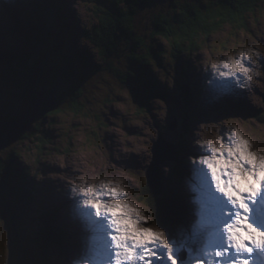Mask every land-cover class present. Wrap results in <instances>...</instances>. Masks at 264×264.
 Here are the masks:
<instances>
[{
    "label": "rangeland",
    "instance_id": "1",
    "mask_svg": "<svg viewBox=\"0 0 264 264\" xmlns=\"http://www.w3.org/2000/svg\"><path fill=\"white\" fill-rule=\"evenodd\" d=\"M110 1L0 0V160L9 165L11 153L16 151L19 168L29 169L23 188L39 189L36 196L39 200H35L34 206L24 202L22 209L15 206L4 189L0 190V201L3 202L0 204V264H70L80 254L83 242L75 246L68 240L70 225L63 223L66 219L62 216L67 214L69 222L76 221L73 216L76 200L69 199L67 189L78 175H123L132 189V198L147 204L153 198V204L148 206L155 208V202L161 197L167 199L164 195L172 197V202L190 210L187 220L191 225L194 206L190 203L192 194L185 182L191 179L188 157L200 154L193 147V140L199 139L194 136L198 126L201 123L219 124L223 135L224 122L238 120L258 146H264V76L257 78L258 83L251 91L240 92L230 81L217 79L210 70H203L210 57L222 56L253 41L264 44V0H249L251 6L244 11L241 23L227 19V23H218L217 31L212 30L209 36L200 35L194 52L185 44L186 51L183 48L177 63L170 42L158 34L161 29L155 18L167 13H170L169 18L180 17L187 3L204 9L210 5L214 8L213 4L220 0H153L150 7L138 11L135 17L136 37L143 39L145 44L121 38L113 44L118 49L115 53L109 51L112 43L108 42V47L104 44L98 47L90 38L94 28L101 26L99 9ZM230 9H234L233 6ZM69 11L73 19L71 29L65 23ZM210 24L216 29L215 22ZM172 26L179 32L178 24ZM81 41H87V44ZM149 46L161 54V60H151L147 68L133 59V55H146ZM27 56L51 57V67H55L60 80L58 85L36 91L34 95L44 92L49 96L50 102L37 112L50 118L34 121L30 130L13 143V137L21 131L12 128L11 124L26 117L31 104L28 98L33 101L34 97L19 88L14 73L7 76L4 71L16 60ZM260 63L264 65V59ZM147 79L154 88L146 89L144 81ZM70 81L84 83L80 103L76 104L79 105L77 112L70 105L62 106L60 101V95L73 85ZM225 88H231L234 93L219 100L212 98L213 91ZM54 89L56 95L53 98ZM57 106V111L47 112ZM13 117L21 120L14 121ZM37 124L36 139L26 141L24 136L35 133L31 129ZM152 133L156 134V139ZM177 143L183 144L189 153H183L182 146L180 149ZM125 147L139 150L124 152ZM162 147H166L167 152L174 149V159L164 155L158 157L153 152L154 149L159 152ZM155 161H160L158 168L153 166ZM165 167L170 169L168 173H165ZM181 169L185 174L182 172L183 176H177ZM149 170L155 173L152 175ZM156 179L160 183L153 182ZM151 186L155 188L154 194L150 191ZM72 203L70 211L68 206ZM37 207L43 214L34 213ZM164 212L161 216L156 214L157 222H162L160 226L167 231L169 243H174L178 233L188 230L190 225L186 227L180 220L177 225L169 226ZM32 213L35 214L33 217ZM45 213L53 216L58 227L40 223ZM255 213L251 220L264 225V217ZM54 235L56 245L51 243ZM186 255L181 251L177 259L182 263ZM254 255L257 264L259 254ZM157 264L163 262L157 261Z\"/></svg>",
    "mask_w": 264,
    "mask_h": 264
},
{
    "label": "clouds",
    "instance_id": "2",
    "mask_svg": "<svg viewBox=\"0 0 264 264\" xmlns=\"http://www.w3.org/2000/svg\"><path fill=\"white\" fill-rule=\"evenodd\" d=\"M261 59L264 44L253 41L210 57L203 70L246 92L264 76ZM220 133L216 123H201L194 131L199 139L193 140V147L200 154L188 157L191 179L185 182L194 220L174 243H169L154 209L130 196L125 176H76L67 190L69 199L76 200L74 210L86 238L70 264H181V251L187 253L182 264H255L254 252L264 256V225L251 220V206L264 199V146H258L238 120L224 122ZM152 136L156 139L155 133Z\"/></svg>",
    "mask_w": 264,
    "mask_h": 264
},
{
    "label": "trees",
    "instance_id": "3",
    "mask_svg": "<svg viewBox=\"0 0 264 264\" xmlns=\"http://www.w3.org/2000/svg\"><path fill=\"white\" fill-rule=\"evenodd\" d=\"M152 2L153 0H111L108 5H105L103 6L104 8L99 9L98 16L101 26L98 29L94 28V35L93 37H90L93 40V43L98 47L102 46L103 44L105 47H108V42L112 43V46L109 44V48L111 47V50L109 49V51L111 53H115V51L118 50L117 45L113 46V44L117 43V40L121 38H127V40L131 42L144 45L145 43L143 42V39H138L136 37L138 33L136 26L134 25L135 17L137 16L138 11L150 7ZM245 3H247V5ZM213 5L214 8L211 7L212 5H210L209 7H205L204 9L196 6L195 4L187 3L184 4V11H181L180 17L175 15L173 18H169L170 13H167L168 15H160L155 18L156 21L158 20L156 24L157 27L159 28V30L161 29L158 34H160L161 37L170 42L173 49L172 56L175 62L176 60H179L181 53L186 47L185 44H188V49L194 52V49L197 48L198 39L201 38L200 35H202V37L204 34H206V36H209L212 33V30L217 31L220 26L217 25L218 23L223 24L227 21V19L233 20L234 23L237 24L241 23L244 11H247L246 9L251 6L249 0H220L219 3ZM232 6L234 9L231 10L230 8ZM211 22L216 23V26H214L216 29L211 28ZM173 23L179 25V32L173 30ZM189 28L192 31L189 30ZM133 57V59L137 60L140 65L147 68L150 67L149 63L151 60H161V54L157 53L154 48H151V46H149L146 55H133ZM51 59L52 58L49 56H44L43 58L42 56H27L24 58H20L16 60L14 64H12V66L8 67V69L5 70L4 73L7 76H10L14 73L13 77L16 78V84L19 86V88L21 90H27L28 94L30 93L29 95L31 97H34L36 91L46 89L53 85H58L60 76L56 75V71L54 69L55 67H51L53 62V60ZM71 62L74 63V59L71 58ZM179 82L180 78L177 80V83ZM144 83L147 86V90L148 87H155V85L152 84L149 79H147V81H144ZM83 84L84 83L82 82L76 84L73 83V85L68 88V91L64 95L61 94V105H70L75 112L79 111V105L76 104L80 103L79 100L82 96V91L84 88ZM180 89L181 91L183 90L182 87H180ZM148 97L150 98L151 94H148ZM29 100L30 99L28 98V102L30 103L31 101ZM143 105L146 106V103H143ZM59 112L60 110L55 114H58ZM49 118L50 116H45L40 120H47ZM13 119L14 121L21 120V118L14 117ZM31 131H34L35 133L25 135L24 139L26 141H34L36 139L37 135L35 134L39 132V125H35L33 130L31 129ZM21 138L22 137H20V139ZM17 156V152L12 151L11 158L9 159L11 163L9 165L8 163L4 162V160H0V190L4 189L6 195L9 196L10 199L12 198V201L15 202V206H18L22 209L24 202H29L30 206L31 204L32 206H34L35 200H37L38 197L37 192L39 189L32 187L29 188V190H25L23 188L25 179L29 174V169L22 168L21 166L19 168L18 165L20 164L18 163ZM179 160L182 161L181 158H179ZM181 164L183 165V163ZM182 172L185 174L184 170L181 169L180 173L177 176H183L184 174H182ZM150 191L153 193L151 188ZM23 195L25 197H23ZM164 196H166L167 199L161 197V202H157L158 209L156 208V202L155 208L154 205H152V208L154 209L156 214H159L161 216L165 209L166 212H164V218L165 215H167L165 218V222L169 224V226L177 225L180 220H183L186 224V227H188L187 218L189 217V214L187 210H185L182 205V208L184 209L183 211L179 203L172 202V197H169L167 195ZM153 202L154 199L151 198L148 205L153 204ZM0 204H3V202L0 201ZM42 212L43 211L40 209V207H37V211H34L36 215H41L43 214ZM34 213H32V217L33 215H35ZM44 215H46V213ZM40 223H44L46 225L53 224L54 227H58L56 226L57 223L53 219L52 215H48V217L46 216L45 218L42 217ZM160 223L161 224L159 225H163L162 222ZM54 240L55 235L51 237V243L53 245H56Z\"/></svg>",
    "mask_w": 264,
    "mask_h": 264
},
{
    "label": "bare ground",
    "instance_id": "4",
    "mask_svg": "<svg viewBox=\"0 0 264 264\" xmlns=\"http://www.w3.org/2000/svg\"><path fill=\"white\" fill-rule=\"evenodd\" d=\"M56 91V90H55ZM40 98V99H39ZM152 98V97H151ZM36 99V102L37 103H35V102H33V101H31L30 103V107H29V113H27V115H26V117L22 120V121H20V122H17V123H14V124H11V126H12V128H14L15 130H16V128H18V129H22L23 128V124H21L22 122H24L25 123V125H24V127H27V124H28V120L29 119H32V118H35L39 113L37 112L38 110H40L41 108H43V106H44V102H43V100L44 101H46L45 103L46 104H48L50 101H49V97L47 96V95H44V97H42V95H41V93L39 92L38 93V95H36V97L33 99V100H35ZM49 101V102H48ZM45 110L47 109V108H44ZM46 115H44L42 118H44ZM42 118H40V119H42ZM27 119V120H26ZM19 124H21V125H19ZM3 126H6V125H3ZM17 137H19V136H17ZM21 137V136H20ZM20 137H19V139H20ZM162 140V138L160 139V141ZM177 146H179V148L181 149V146H182V149L184 150V151H182L183 153L184 152H186L187 154L189 153L188 152V150H187V148L182 144V145H180V143H177ZM183 146H184V148H183ZM155 151H153L155 154H157L158 155V157H162L163 155H164V157H167L168 159H172L173 157H172V154L175 152L174 151V149H172L173 150V152H172V150H168V152H167V148L166 147H162V149H160L159 150V152H157L156 151V149H154ZM180 152V151H179ZM170 154V155H169ZM186 155V154H185ZM173 156H174V154H173ZM174 159V158H173ZM157 160H158V158H157ZM160 160V159H159ZM183 161V160H182ZM163 162V161H162ZM155 163H156V161H155ZM153 166H154V163H153ZM150 170H151V167L149 168ZM149 170V171H150ZM150 172H152V175H153V173H155V172H153V171H150ZM149 177V176H148ZM180 179V182H181V178H179ZM152 181V180H151ZM153 182H155V183H158L159 182V180L158 179H156V180H153ZM160 183V182H159ZM184 185H182V187H183ZM151 190L153 191V193H154V190H155V188L153 189V186H151ZM158 196V195H157ZM12 199V198H11ZM37 200H39V199H37ZM40 203H43V200L42 199H40ZM74 203V202H73ZM73 203L72 204H70L71 206H68V208L70 209V211H72V209H73ZM69 204V203H68ZM256 204H258V206L256 207L255 205ZM255 205H252L251 206V215L253 214V212H256L255 214H257V215H261V216H263L264 217V204H261L260 203V201H257V203H256ZM185 205H186V203H185ZM261 207V208H260ZM180 211V210H179ZM187 211H190L189 209L187 210ZM67 214H65V215H62L63 216V218H65L66 220H63V223L65 222V224H68V225H70V229H68V233L70 232L71 233V236H70V238L68 239L72 244H74L75 246L78 244V243H80V242H83L84 241V237H86V233L82 230V227H81V224H80V221L78 220V218H77V216H76V213H73V216L75 217V220L76 221H74L73 223H72V221H70L69 222V220H67V216H66ZM46 216L48 217V215L46 214ZM45 216V217H46ZM192 218V217H191ZM194 220V219H193ZM192 220V221H193ZM56 222V221H55ZM57 223V222H56ZM82 234V235H81ZM82 238V239H81ZM64 241H66V238L64 237ZM82 248V247H81ZM259 254L258 256V263L257 264H264V256H262L259 252H254L253 253V255L254 254ZM161 255H163V252H161ZM255 256V255H254ZM256 259V258H255ZM163 262V264L165 263V264H167V261L165 260V261H162ZM154 264H157V262H154ZM182 264V263H181Z\"/></svg>",
    "mask_w": 264,
    "mask_h": 264
},
{
    "label": "water",
    "instance_id": "5",
    "mask_svg": "<svg viewBox=\"0 0 264 264\" xmlns=\"http://www.w3.org/2000/svg\"><path fill=\"white\" fill-rule=\"evenodd\" d=\"M56 89H54L53 91H52V97L54 98L55 97V95H56V91H55ZM47 91V90H46ZM49 93V92H48ZM41 95L42 96H44V92L43 93H41ZM49 95V94H48ZM49 97V96H48ZM40 99V98H39ZM36 100V99H35ZM35 100H33V101H35ZM52 101H54V99H52ZM35 103H37V102H35ZM46 103H44V105H45ZM49 109V108H48ZM48 109H46V111L48 110ZM57 109H58V106L57 107H53V108H50V110H48L47 112L49 113V112H52V111H57ZM44 116V114L43 115H37L35 118H32V119H29L28 121V124H27V127H24V125H25V121L24 122H22L21 124H23L22 126H23V128L22 129H19V131H21V132H18V134H17V136H21L24 132H28L29 130H30V128H31V126L33 125L32 123H34V121H36V120H38V119H40V118H42ZM27 120V119H26ZM21 124H19V125H21ZM17 136H15V137H13V143L15 142V141H17L18 139H19V137H17ZM7 140H9V139H7ZM11 142V143H12ZM157 146H159V145H156V147ZM155 160H157V159H155ZM159 165H160V161H156V163L154 164V166L156 167V168H158L159 167Z\"/></svg>",
    "mask_w": 264,
    "mask_h": 264
},
{
    "label": "snow or ice",
    "instance_id": "6",
    "mask_svg": "<svg viewBox=\"0 0 264 264\" xmlns=\"http://www.w3.org/2000/svg\"><path fill=\"white\" fill-rule=\"evenodd\" d=\"M65 23L67 24V26L69 27V29H71V26L73 24V19H72V14L71 12L69 11V14H68V17L65 21ZM233 90L231 88H225V89H222V90H215L211 93V96L213 99L215 100H219L221 99L222 97H224L225 95H231L233 94ZM260 203L261 204H264V199H260Z\"/></svg>",
    "mask_w": 264,
    "mask_h": 264
}]
</instances>
